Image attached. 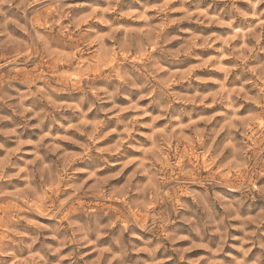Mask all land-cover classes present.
<instances>
[{"label": "clouds", "instance_id": "9594fccd", "mask_svg": "<svg viewBox=\"0 0 264 264\" xmlns=\"http://www.w3.org/2000/svg\"><path fill=\"white\" fill-rule=\"evenodd\" d=\"M0 264H264V0H0Z\"/></svg>", "mask_w": 264, "mask_h": 264}]
</instances>
